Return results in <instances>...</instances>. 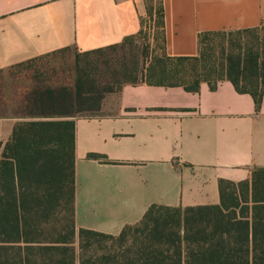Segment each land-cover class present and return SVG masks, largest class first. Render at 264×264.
Masks as SVG:
<instances>
[{"label": "crops", "instance_id": "1", "mask_svg": "<svg viewBox=\"0 0 264 264\" xmlns=\"http://www.w3.org/2000/svg\"><path fill=\"white\" fill-rule=\"evenodd\" d=\"M163 3L166 51L172 57L197 56L203 32L264 25V0ZM146 13V0H0L3 143L17 123L51 117L41 113L44 91L37 75L41 68L45 84L55 89L54 72L36 62L61 55L74 61L77 53L121 44L139 34ZM61 50L68 52L47 57ZM108 77L114 90L100 110L75 117L79 228L119 235L155 204L219 205L222 181H248L264 168V98L257 111L254 97L239 93L230 81L216 90L204 83L191 93L130 82L117 86ZM107 82L100 80L99 86ZM59 83L73 90L72 82Z\"/></svg>", "mask_w": 264, "mask_h": 264}, {"label": "trees", "instance_id": "2", "mask_svg": "<svg viewBox=\"0 0 264 264\" xmlns=\"http://www.w3.org/2000/svg\"><path fill=\"white\" fill-rule=\"evenodd\" d=\"M146 6L139 34L76 54L73 90L47 86L39 68L40 105L51 107V117L17 123L6 144L0 137V264H264V168L248 181H222L219 205L155 204L119 235L77 225L75 117L98 112L114 90L99 86L98 64L108 74L120 67L110 75L117 86L130 82L198 93L204 83L216 90L230 81L254 97L257 111L262 107L264 25L203 32L197 56L172 57L163 0H146Z\"/></svg>", "mask_w": 264, "mask_h": 264}, {"label": "rangeland", "instance_id": "3", "mask_svg": "<svg viewBox=\"0 0 264 264\" xmlns=\"http://www.w3.org/2000/svg\"><path fill=\"white\" fill-rule=\"evenodd\" d=\"M137 42H139V45L141 47L143 46V42L142 41H137ZM72 62H73L72 60L68 61L66 56L64 57V55H61L60 58L56 57L54 59L53 58L52 59H43V60L41 59L40 61H38L36 63L39 64V65H42V64L47 65V66L50 65V66H52L51 68H55L54 66H56L57 68H55L56 71L54 73V76L51 75L50 78L53 79L54 84L57 87H60L61 85H60L59 81L67 80L68 82L69 81L71 82L72 79H74L76 77V76H74L76 74V70L72 71V68H70ZM53 64H56V65H53ZM83 66L85 67V64H83ZM92 68L94 70H97L96 66L94 64H93ZM97 68H98V72L99 73H101L103 76L106 75L105 77H103V79H100L101 82L104 83V82H107V80H108L107 84H109L110 83V81H109L110 79H109L108 76H110L111 74L115 73L117 71V69L120 68V67H116L115 69H113L111 71L112 72L111 74H108L109 72L108 73L106 72V67H105V65H102V63L98 64ZM94 70H93V72H95ZM68 72H71V74L68 73ZM72 86H73V84H72ZM38 104L40 105L39 101H38ZM41 113L51 114L52 113V109H51V107L48 109V108H46L44 106L43 110H41ZM83 115H90V114L85 113ZM0 158H1V155H0Z\"/></svg>", "mask_w": 264, "mask_h": 264}]
</instances>
